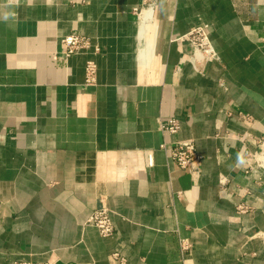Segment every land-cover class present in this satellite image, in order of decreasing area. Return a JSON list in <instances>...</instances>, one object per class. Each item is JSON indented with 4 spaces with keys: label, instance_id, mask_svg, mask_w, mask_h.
Instances as JSON below:
<instances>
[{
    "label": "crops",
    "instance_id": "0c3cea01",
    "mask_svg": "<svg viewBox=\"0 0 264 264\" xmlns=\"http://www.w3.org/2000/svg\"><path fill=\"white\" fill-rule=\"evenodd\" d=\"M141 3L0 0V264H264L245 154L264 149V0H160L150 21ZM199 24L218 58L193 67L177 37ZM71 33L99 50L65 57ZM186 139L191 171L168 149ZM100 207L108 236L87 222Z\"/></svg>",
    "mask_w": 264,
    "mask_h": 264
},
{
    "label": "built area",
    "instance_id": "2783aa9c",
    "mask_svg": "<svg viewBox=\"0 0 264 264\" xmlns=\"http://www.w3.org/2000/svg\"><path fill=\"white\" fill-rule=\"evenodd\" d=\"M160 0H142L141 7L135 9L139 16L145 11H149L151 16L154 13ZM264 33V29H263ZM177 39H185L188 41L191 47L190 55H188V61L193 67H197L202 62L211 61L218 58V54L213 47L210 37L208 27L205 25H195L191 27L185 34L177 37ZM62 43L65 45L64 56L69 57L73 54L80 53L82 51L93 50L97 52L99 50L98 45L93 44L89 36L71 33L64 36L61 39ZM96 75V63L93 59H88L85 64V79L84 83L87 85L93 84L95 82ZM243 118L247 117L245 114L241 115ZM159 128L161 131L166 133H176L180 129V121L177 117L171 116L165 120L159 121ZM264 141H261L263 144ZM167 147V146H166ZM264 148V147H263ZM170 155L176 164L187 171H191L195 166L199 155L196 152L195 144L192 139L176 141L168 146ZM246 157L254 156L258 166L264 168V149L260 153H251L249 150L245 151ZM257 156V157H256ZM150 162V159H149ZM237 210L239 212H244L246 207L240 205ZM87 222L93 224L97 227L100 234L103 236H108L114 231L113 221L110 212L105 207H100L92 211L88 216ZM181 248L186 249L187 244L184 241L180 242ZM113 259L116 263L124 264V257L120 256L118 252L112 253ZM13 264H57L56 262H44V261H30V260H15Z\"/></svg>",
    "mask_w": 264,
    "mask_h": 264
},
{
    "label": "bare ground",
    "instance_id": "6f19581e",
    "mask_svg": "<svg viewBox=\"0 0 264 264\" xmlns=\"http://www.w3.org/2000/svg\"><path fill=\"white\" fill-rule=\"evenodd\" d=\"M140 17H141V19L146 18L147 21H150V19H151L152 16H151V14H150L149 11H146V12L144 11V12L141 14Z\"/></svg>",
    "mask_w": 264,
    "mask_h": 264
}]
</instances>
